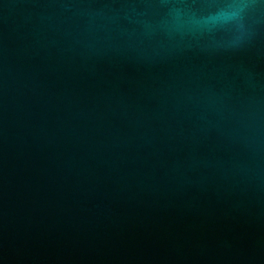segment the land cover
<instances>
[{"label": "water", "instance_id": "1", "mask_svg": "<svg viewBox=\"0 0 264 264\" xmlns=\"http://www.w3.org/2000/svg\"><path fill=\"white\" fill-rule=\"evenodd\" d=\"M0 264H264V0H0Z\"/></svg>", "mask_w": 264, "mask_h": 264}]
</instances>
